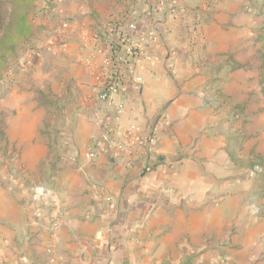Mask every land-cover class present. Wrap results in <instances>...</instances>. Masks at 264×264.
<instances>
[{
	"label": "crops",
	"instance_id": "obj_1",
	"mask_svg": "<svg viewBox=\"0 0 264 264\" xmlns=\"http://www.w3.org/2000/svg\"><path fill=\"white\" fill-rule=\"evenodd\" d=\"M201 3L131 0L134 27L122 32L138 39L141 51L126 64L121 49L108 44L119 34L106 28L121 11L116 0H47L34 8L54 13L57 26L26 65L33 63L39 92L70 105L58 130L68 137L76 174L58 177L42 197L2 196L0 239H9L2 264H179L189 257L194 264H264V219L246 213L245 193L231 191L238 181L227 176L230 147L203 144L215 118L202 96L201 63L192 59L201 47L225 53L247 31L232 15L235 0ZM191 16L202 39H189ZM116 65L123 109L115 117L97 96ZM43 113L35 106L18 126L35 130ZM104 133L112 141L94 148Z\"/></svg>",
	"mask_w": 264,
	"mask_h": 264
},
{
	"label": "rangeland",
	"instance_id": "obj_2",
	"mask_svg": "<svg viewBox=\"0 0 264 264\" xmlns=\"http://www.w3.org/2000/svg\"><path fill=\"white\" fill-rule=\"evenodd\" d=\"M45 2L36 0L35 7ZM234 4L237 8L232 15L242 17L244 21H238V27H244L248 35L241 33L237 41H230L225 53L209 55L201 47V56L192 58L201 63L202 96L215 118L206 125L202 139L207 146L230 147L234 165L230 162L227 176L238 181L232 184L231 191L245 193L247 199L241 204L246 213L264 219V80L257 40L264 26V0H235ZM42 10L36 8L31 15L32 44L18 49L16 59L0 82V203L4 202L2 196L6 192L22 198L34 193L38 197L47 194L54 191L53 182L58 177L76 174L68 137L58 130L70 105L57 104L56 95L39 92L40 82L31 70L33 63L26 65L29 53L39 49L43 38L52 37L57 26L56 15ZM45 16L49 25H44ZM36 98L39 103L31 105ZM35 106L45 109L42 125L35 130L18 126L26 122L28 112H33ZM204 134L214 136L213 142ZM246 163L250 165L248 168L243 166Z\"/></svg>",
	"mask_w": 264,
	"mask_h": 264
},
{
	"label": "trees",
	"instance_id": "obj_3",
	"mask_svg": "<svg viewBox=\"0 0 264 264\" xmlns=\"http://www.w3.org/2000/svg\"><path fill=\"white\" fill-rule=\"evenodd\" d=\"M122 5L121 11L117 14V17L106 25V28H110L112 32L118 30L121 36H130L127 33H123L122 29L129 26L128 19H130L129 4L131 0H116ZM209 0H202L201 5L208 4ZM36 0H0V82L4 79L5 73L10 69L11 63L16 59L18 55V49L22 45H31L34 36V30L31 23V15L34 11ZM195 12L192 10L191 13ZM201 13L207 16V12L204 8ZM196 16H191V20L186 25L189 39L194 38L195 35L200 36L199 21L195 19ZM190 18V17H189ZM260 43V56L263 63V80H264V26L261 29L258 37ZM109 46L112 50L122 52L123 44L116 43L115 40H109ZM121 64V61H116ZM119 66V67H118ZM116 73L121 74V65H116ZM18 165L22 167V164L17 161Z\"/></svg>",
	"mask_w": 264,
	"mask_h": 264
},
{
	"label": "built area",
	"instance_id": "obj_4",
	"mask_svg": "<svg viewBox=\"0 0 264 264\" xmlns=\"http://www.w3.org/2000/svg\"><path fill=\"white\" fill-rule=\"evenodd\" d=\"M134 27V24H129V28L132 29ZM111 40H115L116 43L123 44L122 53H123V63L126 64V59L130 55L134 53H139L141 42L138 39H135L130 36H121L116 35L115 37H112ZM108 58H105V62ZM121 74H105L104 78L102 79V86L101 90L98 93V100L105 102L108 106H110L113 109V114L116 117L119 115L123 109V101L118 99V95L120 93L121 89ZM148 135L147 142H150L152 140V135ZM130 133H128V138H130ZM112 141V136L109 133H104L101 137L98 139H95L93 142L94 148L100 147L103 143H109ZM95 149L90 153L91 157L95 156ZM52 233L57 228V223L52 224ZM9 243V239L6 236H3L0 239V264H2V258L4 257L5 247H7V244Z\"/></svg>",
	"mask_w": 264,
	"mask_h": 264
},
{
	"label": "water",
	"instance_id": "obj_5",
	"mask_svg": "<svg viewBox=\"0 0 264 264\" xmlns=\"http://www.w3.org/2000/svg\"><path fill=\"white\" fill-rule=\"evenodd\" d=\"M159 264H173V263H171L170 261H164V262L159 263ZM179 264H194V259L192 257H189V258L183 260Z\"/></svg>",
	"mask_w": 264,
	"mask_h": 264
}]
</instances>
